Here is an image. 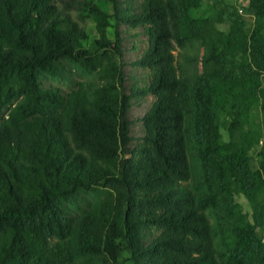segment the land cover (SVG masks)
Wrapping results in <instances>:
<instances>
[{"label": "trees", "instance_id": "16d2710c", "mask_svg": "<svg viewBox=\"0 0 264 264\" xmlns=\"http://www.w3.org/2000/svg\"><path fill=\"white\" fill-rule=\"evenodd\" d=\"M103 1L0 0V264H264V0L250 27L210 0ZM120 24L147 37L131 92L153 97L131 149Z\"/></svg>", "mask_w": 264, "mask_h": 264}, {"label": "rangeland", "instance_id": "374dc122", "mask_svg": "<svg viewBox=\"0 0 264 264\" xmlns=\"http://www.w3.org/2000/svg\"><path fill=\"white\" fill-rule=\"evenodd\" d=\"M94 1V0H93ZM98 2V4L109 14H112V8L110 4H108L106 1L103 0H95ZM123 3L125 2H133L134 4L138 3L140 0H122ZM214 1L212 4L211 3ZM206 3V2H204ZM209 7L205 8L204 11H207L210 14H214L222 6H225L228 10H231L235 12L237 15L242 17L246 23L247 27L252 26L254 21V9L249 5L248 0H210ZM217 3V4H215ZM242 9V11H240ZM72 15L75 19L77 17L75 16L76 13L72 12ZM223 18H225V21L222 23H217L216 28H218L221 31H227L229 27V22L227 20V13L223 14ZM112 25L114 24V21L111 20ZM80 24L85 28L86 33L89 36V39L92 40L97 37L96 28L94 25V22L88 18H86L84 21H81ZM119 30L121 34L122 39V57L121 62L123 64V70L125 73V80H124V90L128 94H132V90L139 89V87H143L148 83L149 80V74L147 70L141 69L137 66H134V61L140 57V55L143 53L144 49L147 45V37L144 34L142 28H136L131 29L128 28L124 24L119 25ZM108 36L113 39L114 38V28L113 26L108 28ZM181 51L186 53V55H193L198 57L199 65L204 53V46L200 42H192L189 43L183 48ZM179 49H176L175 53H178ZM179 61L182 62L181 59ZM185 64V63H184ZM186 66V65H185ZM200 69V68H199ZM93 78L91 75L86 74L80 70H77V74L74 75V82H67L65 80H59L52 77H47L44 81L45 86H58L63 89L64 92H67L75 87L76 81H90ZM131 105L127 113V117L131 122L130 125V135L132 138V141L130 143L129 148H133L136 144H138L143 135V125L141 122V119L145 112L150 107L153 97L151 95L146 96H137V95H131ZM259 123V117L257 111L254 109L250 112L248 116V127L249 125L252 127L254 125H257ZM224 138L226 139V134L223 131ZM264 147V141L263 139H260L257 146H255L250 154H251V161L250 165L253 169L257 167V161H258V151ZM260 199V197H258ZM221 203L223 205L226 204L225 199H220ZM233 202L238 203L240 205V209L243 213L247 214V217L249 220L252 219V206L250 202L247 200V198L242 193H235L233 196ZM211 220L213 223H215V216L212 213L211 214ZM258 235L261 237L262 241L264 242V226L262 228H258L257 230Z\"/></svg>", "mask_w": 264, "mask_h": 264}, {"label": "built area", "instance_id": "2783aa9c", "mask_svg": "<svg viewBox=\"0 0 264 264\" xmlns=\"http://www.w3.org/2000/svg\"><path fill=\"white\" fill-rule=\"evenodd\" d=\"M240 11H242V9H240Z\"/></svg>", "mask_w": 264, "mask_h": 264}]
</instances>
